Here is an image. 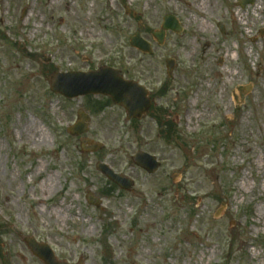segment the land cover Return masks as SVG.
<instances>
[{
    "label": "rangeland",
    "instance_id": "rangeland-1",
    "mask_svg": "<svg viewBox=\"0 0 264 264\" xmlns=\"http://www.w3.org/2000/svg\"><path fill=\"white\" fill-rule=\"evenodd\" d=\"M210 1L201 17L184 0H0V264H43L25 236L70 263L264 264V0ZM167 14L183 30L158 44L152 31ZM140 25L152 54L130 44ZM104 65L150 90L141 119L115 103L90 110L102 97L50 89L55 72ZM239 85L251 86L243 100ZM204 106L207 116L189 122ZM79 108L98 151L83 152L68 132ZM140 150L161 162L155 173L133 161ZM88 191L102 203L89 204Z\"/></svg>",
    "mask_w": 264,
    "mask_h": 264
},
{
    "label": "water",
    "instance_id": "water-1",
    "mask_svg": "<svg viewBox=\"0 0 264 264\" xmlns=\"http://www.w3.org/2000/svg\"><path fill=\"white\" fill-rule=\"evenodd\" d=\"M251 0H244L242 5L245 6ZM221 30H224L220 24ZM168 29L176 32H181L182 27L179 21L173 15L165 17L162 28L159 31L153 32L159 43H163L165 33ZM131 44L134 47L141 49L143 52L152 53L151 45L148 41L141 37V28L131 38ZM175 60H167V69L169 76L173 75ZM51 90L55 93H60L68 98H76L88 94H103L111 96L118 104L124 106L127 110L128 118H141L151 106V98L148 90L133 80H125L120 71L112 67L103 66L98 70L82 72H57L50 81ZM250 89L249 86H241L239 90L243 98L245 92ZM90 116L84 110L78 111V120L68 128L73 135H83L89 130ZM81 148L83 151H96L101 148L102 144L95 142L90 138H81ZM133 160L138 165L146 168L150 172H154L160 166L157 158L147 152L138 151ZM97 168L101 170L108 178L119 184L120 187L130 189L133 181L124 177L121 174L115 173L107 164L98 163ZM87 199L91 204H100L101 200L92 192H89ZM24 241L31 248L34 254L43 259L46 264H69L65 261L57 260L53 250L46 243L38 242L34 237H25ZM83 264V260L79 262Z\"/></svg>",
    "mask_w": 264,
    "mask_h": 264
},
{
    "label": "bare ground",
    "instance_id": "bare-ground-1",
    "mask_svg": "<svg viewBox=\"0 0 264 264\" xmlns=\"http://www.w3.org/2000/svg\"><path fill=\"white\" fill-rule=\"evenodd\" d=\"M187 4L191 5L193 7V9L195 10V12L200 15L201 17L204 16L205 14V7H207L211 1L210 0H184ZM68 5H69V1H68ZM260 7V2H257L255 5H254V12H256V10ZM70 17V16H68ZM233 17L236 19V20H239L241 23L245 24V25H248L249 26V21L248 20H252V17L246 12V13H241L239 10L237 9H233ZM85 19L88 20L90 19V14H88L87 16H85ZM200 28H204V30L206 31L209 27L207 21H202L200 22L199 24ZM85 27H87L86 31H87V35H91L90 33V30L88 29L89 26L87 23H85ZM197 31H195V36L197 38H199V35H196ZM209 44V42H208ZM197 98H198V94H196V98L194 100H192V105H196V102H197ZM187 116H188V121L191 122L192 121V118L193 117H197V118H204L205 116H207V112L205 110V106L204 108L199 111V114H196L194 113L193 111H188L187 113ZM247 149L249 151H251V147H247ZM260 160H258V165L259 167L262 169L263 168V164L262 166L260 165L259 163ZM49 179H52V178H49ZM48 181L49 180H46L44 183L45 184H48ZM112 218H115V219H120V217H116L114 213H112ZM260 218L261 220H264V215L263 213L260 214ZM260 222H263L261 221ZM95 229V227H93ZM135 256H139L138 254H135Z\"/></svg>",
    "mask_w": 264,
    "mask_h": 264
},
{
    "label": "flooded vegetation",
    "instance_id": "flooded-vegetation-1",
    "mask_svg": "<svg viewBox=\"0 0 264 264\" xmlns=\"http://www.w3.org/2000/svg\"><path fill=\"white\" fill-rule=\"evenodd\" d=\"M92 98H94V96H93ZM105 99L108 100V99H110V98H108V97L106 98V97H105ZM152 104L154 105V100H153V103H152ZM88 107H89V106H88ZM89 109H90V107H89ZM5 260H7V259H5ZM24 260H25V259H24ZM7 261H8V260H7ZM9 262H10V261H9ZM11 263L13 264V260H11ZM9 264H10V263H9Z\"/></svg>",
    "mask_w": 264,
    "mask_h": 264
},
{
    "label": "trees",
    "instance_id": "trees-1",
    "mask_svg": "<svg viewBox=\"0 0 264 264\" xmlns=\"http://www.w3.org/2000/svg\"><path fill=\"white\" fill-rule=\"evenodd\" d=\"M101 107V106H100Z\"/></svg>",
    "mask_w": 264,
    "mask_h": 264
}]
</instances>
